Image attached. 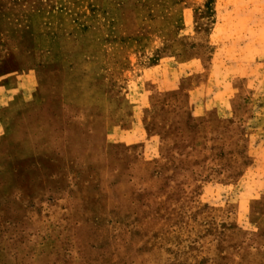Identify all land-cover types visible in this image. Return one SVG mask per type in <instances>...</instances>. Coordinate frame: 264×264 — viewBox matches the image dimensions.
I'll list each match as a JSON object with an SVG mask.
<instances>
[{
	"label": "rangeland",
	"instance_id": "obj_1",
	"mask_svg": "<svg viewBox=\"0 0 264 264\" xmlns=\"http://www.w3.org/2000/svg\"><path fill=\"white\" fill-rule=\"evenodd\" d=\"M0 264H264V0H0Z\"/></svg>",
	"mask_w": 264,
	"mask_h": 264
}]
</instances>
